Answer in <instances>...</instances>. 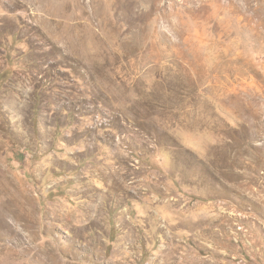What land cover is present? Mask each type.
Returning <instances> with one entry per match:
<instances>
[{"label":"rangeland","instance_id":"obj_1","mask_svg":"<svg viewBox=\"0 0 264 264\" xmlns=\"http://www.w3.org/2000/svg\"><path fill=\"white\" fill-rule=\"evenodd\" d=\"M0 264H264V0H0Z\"/></svg>","mask_w":264,"mask_h":264},{"label":"bare ground","instance_id":"obj_2","mask_svg":"<svg viewBox=\"0 0 264 264\" xmlns=\"http://www.w3.org/2000/svg\"><path fill=\"white\" fill-rule=\"evenodd\" d=\"M256 114V113H255ZM259 115V114H258Z\"/></svg>","mask_w":264,"mask_h":264}]
</instances>
